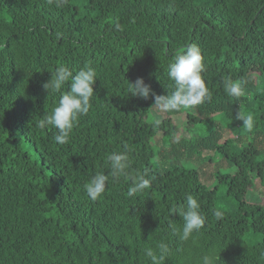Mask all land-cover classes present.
<instances>
[{
  "label": "trees",
  "instance_id": "1",
  "mask_svg": "<svg viewBox=\"0 0 264 264\" xmlns=\"http://www.w3.org/2000/svg\"><path fill=\"white\" fill-rule=\"evenodd\" d=\"M192 45L209 100L159 117L151 95L129 94L138 77L171 94L168 64ZM59 66L97 73L63 145L38 127L69 90L43 88ZM228 77L247 82L242 96L227 95ZM184 114L189 136L174 120ZM238 115L253 117L251 131ZM125 145L128 175L111 179L107 157ZM97 172L110 180L93 201L84 184ZM137 172L151 186L129 196ZM256 183L264 192V0H0V264H151L145 249L161 241L162 264L211 251L219 264H264V203L247 198ZM189 195L206 219L182 241L176 211Z\"/></svg>",
  "mask_w": 264,
  "mask_h": 264
},
{
  "label": "clouds",
  "instance_id": "2",
  "mask_svg": "<svg viewBox=\"0 0 264 264\" xmlns=\"http://www.w3.org/2000/svg\"><path fill=\"white\" fill-rule=\"evenodd\" d=\"M64 0H56L57 6H60ZM52 4L53 0H47ZM204 71L203 56L198 46L192 45L186 51L175 55L169 62L167 72L173 81L174 88L171 94H157L151 86L145 82L143 77H138L135 82H129V94L148 99L151 95L154 99V105L159 112H174L181 108L189 109L204 103L211 98V94L206 86L202 76ZM97 79L96 70L91 66H86L73 74L66 66H59L52 73L51 79L43 84V88L49 92H59L67 83L69 90L63 93L51 114L38 122L41 129L46 126H52L57 130L54 139L63 145L68 142L70 134L76 126L78 119L87 115L91 100L94 96V87ZM247 82L243 79L233 80L231 77L225 78L223 86L225 92L230 97H240L244 94V85ZM243 120V125L251 131L253 129V117L239 116ZM159 123V121H157ZM124 151L112 152L107 160L110 167L111 179H117L128 175L130 167V158L128 155V146H124ZM109 175L103 172H97L85 184L84 190L87 196L95 201L106 191L110 180ZM151 186L150 179L146 172H137L131 177L128 187V195L133 196L143 193ZM198 200L189 195L182 208L178 211L183 219L182 229L176 230L180 240L187 241L193 233L199 232L205 225V216L200 210ZM217 218L222 216V212L214 213ZM169 245L163 241L159 242L155 248L145 249V255L150 258L151 264H162L169 254ZM220 256L214 251L208 252L201 257L200 264H219Z\"/></svg>",
  "mask_w": 264,
  "mask_h": 264
},
{
  "label": "rangeland",
  "instance_id": "3",
  "mask_svg": "<svg viewBox=\"0 0 264 264\" xmlns=\"http://www.w3.org/2000/svg\"><path fill=\"white\" fill-rule=\"evenodd\" d=\"M156 111V114L159 116V117H162L161 116V113L157 110ZM186 114L184 115H178V116H175L174 120L177 124H179L180 126V132L181 133H187L186 130H185V123L187 122L186 121ZM188 136H189V133H187ZM228 136H233L232 134H229ZM169 149V147L167 148V150ZM206 154V153H204ZM202 162H204V155H201V156H195L194 158V163L196 165H201ZM252 191V190H251ZM264 192L263 190H261V188L259 187V184L256 183V186L254 187V191L250 192L249 194H247V198H250L253 202H259V201H262L264 203ZM257 237V236H255Z\"/></svg>",
  "mask_w": 264,
  "mask_h": 264
},
{
  "label": "bare ground",
  "instance_id": "4",
  "mask_svg": "<svg viewBox=\"0 0 264 264\" xmlns=\"http://www.w3.org/2000/svg\"><path fill=\"white\" fill-rule=\"evenodd\" d=\"M211 45V44H210ZM102 98V97H101Z\"/></svg>",
  "mask_w": 264,
  "mask_h": 264
}]
</instances>
